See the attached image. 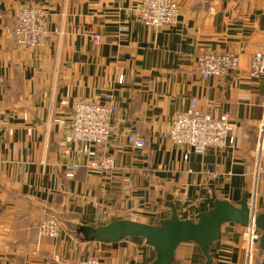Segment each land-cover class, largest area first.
Masks as SVG:
<instances>
[{"label": "crops", "instance_id": "0c3cea01", "mask_svg": "<svg viewBox=\"0 0 264 264\" xmlns=\"http://www.w3.org/2000/svg\"><path fill=\"white\" fill-rule=\"evenodd\" d=\"M140 1L0 0V264H77L92 257L101 264H147L150 250L129 239L85 242L64 227L57 238H40L39 221L49 209L76 222L117 214L149 221L162 211L159 197L168 186L192 215L207 206L210 177L231 200L252 185L264 82L248 70L254 56L264 54V0H177L178 22L162 27L140 19ZM26 4L50 12L48 41L36 49L15 41L14 13ZM208 51L234 52L238 70L203 78L197 58ZM193 98L228 116L234 126L228 147L197 153L171 141L173 119ZM111 99L118 111L109 142L83 151L69 142L75 103ZM130 131L145 137L144 149L128 143ZM96 158H112L115 167L92 172L86 162ZM74 163L80 168L67 178ZM263 203L264 172L257 205ZM246 245V234L229 229L228 240L213 249L216 263L257 264ZM176 263L204 264L189 245L178 248Z\"/></svg>", "mask_w": 264, "mask_h": 264}, {"label": "built area", "instance_id": "2783aa9c", "mask_svg": "<svg viewBox=\"0 0 264 264\" xmlns=\"http://www.w3.org/2000/svg\"><path fill=\"white\" fill-rule=\"evenodd\" d=\"M136 11L140 19L148 26L162 27L174 25L180 16V5L177 0H141ZM50 12L45 5H22L14 13V36L18 47L36 49L48 41ZM93 41L98 43L101 36L94 34ZM197 63L203 78L214 76H230L239 68V57L234 52L208 51L198 56ZM250 78L264 82V54L254 56L249 66ZM123 81V76H120ZM118 105L114 99L106 103L95 100H81L75 103L68 129V140L80 146L83 151L92 146L105 145L114 135L117 127L114 117ZM234 126L228 116L213 112L212 105L199 104L198 98H193L189 108L180 111L172 121L169 129L171 141L187 150L205 153L209 148L224 149L232 141L231 135ZM127 141L135 149H144L147 145L145 137L137 131H130L126 135ZM264 152V123L262 139L257 150V159L253 171L252 195L253 203L258 202L259 184L263 168L260 166V156ZM189 153L185 154V159ZM89 170L103 173L115 167L112 158H96L86 162ZM80 164L68 166L65 172L67 178H74ZM105 173V172H104ZM211 176H218V171L208 170ZM39 236L57 238L63 231L61 222L54 216H47L39 221ZM246 251L249 257L254 250L252 231L247 235ZM77 264H101L98 258L92 257Z\"/></svg>", "mask_w": 264, "mask_h": 264}, {"label": "water", "instance_id": "95a60500", "mask_svg": "<svg viewBox=\"0 0 264 264\" xmlns=\"http://www.w3.org/2000/svg\"><path fill=\"white\" fill-rule=\"evenodd\" d=\"M259 162L264 168V152ZM209 179L207 206L192 215L187 213L189 204L183 205L185 199L170 186L160 193L162 211L149 217V221L117 214L93 223L76 222L65 211H48L82 241L116 243L129 239L138 245L140 251L150 250L151 259L147 264H178L177 250L184 245L192 246L204 264H217L212 252L217 244L228 240V230L235 229L246 235L251 230L256 261L260 264L264 254V203H253L251 185L246 187L240 199L231 200L218 192L215 178Z\"/></svg>", "mask_w": 264, "mask_h": 264}, {"label": "rangeland", "instance_id": "374dc122", "mask_svg": "<svg viewBox=\"0 0 264 264\" xmlns=\"http://www.w3.org/2000/svg\"><path fill=\"white\" fill-rule=\"evenodd\" d=\"M263 170H264V168H263Z\"/></svg>", "mask_w": 264, "mask_h": 264}]
</instances>
